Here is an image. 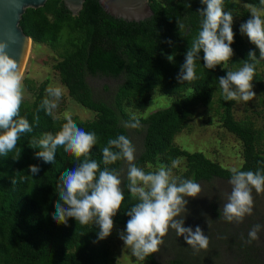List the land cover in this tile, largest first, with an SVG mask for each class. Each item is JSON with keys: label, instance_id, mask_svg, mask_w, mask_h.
Segmentation results:
<instances>
[{"label": "trees", "instance_id": "obj_1", "mask_svg": "<svg viewBox=\"0 0 264 264\" xmlns=\"http://www.w3.org/2000/svg\"><path fill=\"white\" fill-rule=\"evenodd\" d=\"M148 3L153 14L139 22L111 16L98 0H84L76 15L62 0H47L42 7L26 8L20 19L19 25L32 41L43 43L55 52L53 69L67 88L68 96L94 113L91 119L71 116L78 127L96 133L98 142L90 159L96 160L103 170L102 147L110 138L124 134L133 143L135 137L140 138L141 149L135 160L140 168L158 163L170 167L171 160L178 158L184 162V171L175 176L197 183L229 180L230 168L202 151H188L174 142L176 134L188 127L199 109L203 108L205 116L209 117L207 111L212 108L219 115L221 125L241 142L242 163L237 168L242 171L264 168V124L257 128L249 117L235 119L233 105L236 101H225L218 85V77L226 76L227 70H238L248 58V52L258 50L250 46L235 22L237 18L246 22L251 17L243 5L264 6L259 0H225V10L233 12L235 38L231 47L234 56L228 61L227 69L218 65L211 70L204 67L201 50L196 60V72L201 78L182 84L176 77L190 42L200 29L202 17L198 10L206 6L200 0H148ZM188 3L191 7H187ZM179 21L185 26L181 33ZM167 55H174V62H169ZM260 66L259 60L253 83L262 90ZM88 76L115 78L120 83L114 89L103 86L106 97L91 88ZM48 81L24 80L32 99H24L20 114L29 120L33 131L21 136L17 145V150H21L19 159H13L11 153L0 157V264H117L109 241L98 239L97 225H78L74 218H69L64 225L52 218L56 211L54 202L59 200L56 186L62 174L84 157L77 161L63 148H58L53 165L36 158L39 149L28 144L33 137L40 138L46 132L55 134L66 122L64 115H58L60 119L54 122L42 109L38 113L39 124L34 121L47 95ZM156 95L168 97L169 102L144 115ZM131 112L139 115L141 127L138 129L123 127V122L131 119ZM206 122L211 123V119L207 118ZM33 164L40 168L36 176L30 175L29 165ZM123 164L124 161H118L107 167L120 171ZM121 179L125 201L113 219L114 224L126 226L130 219L126 209L136 201L126 187L127 173ZM214 213L219 219L220 211ZM215 233L229 248L234 247L240 259L238 264H263L258 260L256 240L248 243V236H239L237 232L229 234L220 228H214L208 235L211 254L206 250L196 252L192 247L170 245L167 234L159 251L146 261L163 264L158 255L170 252L173 257L165 264H214L219 256L215 250Z\"/></svg>", "mask_w": 264, "mask_h": 264}, {"label": "clouds", "instance_id": "obj_2", "mask_svg": "<svg viewBox=\"0 0 264 264\" xmlns=\"http://www.w3.org/2000/svg\"><path fill=\"white\" fill-rule=\"evenodd\" d=\"M202 7L198 13L202 17L198 34L191 40L186 52L185 61L176 77L180 83H192L201 77L196 72V60L203 50L204 67L215 69L222 65L227 69L228 61L234 55L231 45L234 43L233 12L225 10V0H200ZM264 6V0H259ZM187 7H191L188 3ZM243 7L251 13V17L240 26L241 34L247 35L249 41L259 49V59L255 51L248 52V58L235 71L227 70L226 76L218 77V85L225 101L249 102L255 96L253 80L259 60H264V8L245 3ZM180 33L184 24L179 21ZM171 43V41H169ZM9 42L0 40V157L13 154V159H19L21 150H17L18 142L23 134L33 131L29 120L21 116V106L24 102V85L21 74L22 65L8 52ZM169 62H174V55H167ZM47 95L42 100L34 121L39 124V110L42 109L54 122L60 117L56 109L65 94L60 85H49ZM60 129L53 134L46 132L40 138L33 137L29 142L32 148H38L36 158L45 163L53 164L58 148L73 155L77 161H83L74 168L66 170L56 186L59 200L54 202L56 211L52 218L58 224H68L69 218H74L78 225H97L98 239L103 240L111 235L114 229V219L121 210L125 194L122 187L121 172L109 168L118 161L127 164V184L132 200L136 201L126 209L130 219L126 228L119 233L125 248L138 262H143L159 251L163 238L173 230L178 237H183L187 245L196 252L207 250L210 243L208 235L197 225L185 227V217L188 213L187 197L197 198L202 188L192 179L173 175V169L180 166L181 161L171 160V167L161 165L156 171H145L135 164L136 147L132 140L120 134L110 138L102 147L104 169L100 164L90 159L92 149L97 145L95 132H87L77 126L70 115L64 116ZM126 129L141 127L140 119L133 114L129 121L123 122ZM30 175L36 176L40 168L29 165ZM231 173L229 184L231 191L226 194V202L220 209V217L230 223L241 224L247 216L253 215V190L264 194V168L257 171H242L236 167L228 169ZM14 182V181H13ZM219 217V218H220ZM209 228L211 227L207 221ZM264 229L259 223L253 225L248 232V243L258 239V233Z\"/></svg>", "mask_w": 264, "mask_h": 264}, {"label": "rangeland", "instance_id": "obj_3", "mask_svg": "<svg viewBox=\"0 0 264 264\" xmlns=\"http://www.w3.org/2000/svg\"><path fill=\"white\" fill-rule=\"evenodd\" d=\"M262 15H264V12H262ZM235 22H237L239 26L245 23L241 22L240 18L235 19ZM244 38L253 49L258 48L249 41L247 35H244ZM255 51L259 59V49H255ZM55 60L56 54L49 46L34 41L30 43L21 70L24 85V99H32L31 92L28 91L24 84L26 78L34 80L36 83L48 79L47 88L49 85H60L65 89V94L59 101V106L56 109L57 115L65 116L67 114L70 116H76L80 119L93 118L94 113L92 111L85 109L68 96L67 88L60 82L57 71L53 69V63ZM260 61V72L264 83V60ZM87 81L93 90L99 91L106 97L108 96L102 91L103 86L106 85L110 89H114L120 83L119 79L104 76H88ZM263 89H259L253 83V91L256 93V96L249 102H235L233 105L235 119L239 120L249 117L254 121L257 128L262 127L264 124ZM168 102V97L156 95L151 98L150 104L143 114L146 115L151 111L156 110L158 107H164ZM203 110V108L199 109L198 113L189 122L188 127L176 134L174 142L182 145V147L188 151H202L210 159L218 161L227 168H237L242 163L240 140L221 125L219 115L215 114L212 108L207 111L209 117L205 116ZM133 114H135L136 117L139 116L137 112H131V116ZM207 118L211 119V123L208 124V122H206ZM133 141L137 150V155L138 151L141 149L140 138L135 137ZM180 161V166L172 170L173 175H177L184 171V162L183 160ZM161 165L163 164H148L144 169L146 171H156ZM120 172L121 178H123L127 173V164L125 162L121 167ZM198 183L202 188L201 195L197 198L187 197L189 203L187 205L188 213L185 217V227H192L193 230H195V227L199 225L203 229L205 235L214 232V228H220L221 231L226 230V233L229 234L237 232L239 236H248V232L252 228L251 226L253 223L257 222L264 225V194H257L255 190H253V215L247 216L243 223L236 224L227 222L222 217L218 219L214 213L215 211H220L222 204L226 202L225 196L231 191L229 180L215 179L209 182L199 181ZM207 221H209L211 225L210 228ZM214 225L220 227H214ZM125 228L126 226L114 224V229L111 235L104 239L109 241L108 243L111 245L114 262L117 264H148L146 260L138 262L136 257L131 255L130 249L125 248L124 242L119 238V233ZM214 236L217 239L214 242L217 244L215 250L220 256L215 258L216 263L214 264H238L240 259L236 257L234 247L229 248V246L223 242V239L219 240L221 236L217 233H215ZM168 239L171 241L170 245H182L185 246V249L191 247L187 245L183 237H178L173 230L169 231ZM256 241V246L259 248L258 260L264 264V229L258 233V239ZM206 251L208 254L212 253L210 245ZM172 257L173 255L170 252H162L161 255H158L159 260L163 264Z\"/></svg>", "mask_w": 264, "mask_h": 264}, {"label": "water", "instance_id": "obj_4", "mask_svg": "<svg viewBox=\"0 0 264 264\" xmlns=\"http://www.w3.org/2000/svg\"><path fill=\"white\" fill-rule=\"evenodd\" d=\"M47 0H0V40L9 42L8 52L21 65L32 42L19 25L26 8L42 7ZM64 5L76 15L84 0H62ZM103 10L115 18L126 21L146 19L153 14L148 0H98Z\"/></svg>", "mask_w": 264, "mask_h": 264}]
</instances>
